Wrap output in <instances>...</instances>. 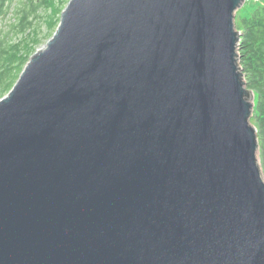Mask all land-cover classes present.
<instances>
[{
	"label": "water",
	"instance_id": "water-1",
	"mask_svg": "<svg viewBox=\"0 0 264 264\" xmlns=\"http://www.w3.org/2000/svg\"><path fill=\"white\" fill-rule=\"evenodd\" d=\"M246 0H71L0 99V264H264Z\"/></svg>",
	"mask_w": 264,
	"mask_h": 264
},
{
	"label": "trees",
	"instance_id": "trees-1",
	"mask_svg": "<svg viewBox=\"0 0 264 264\" xmlns=\"http://www.w3.org/2000/svg\"><path fill=\"white\" fill-rule=\"evenodd\" d=\"M70 1L0 0V20H6L11 12L16 20L10 31L0 32V99L13 89L39 46L54 36ZM236 25L242 34L240 64L248 89L256 97L252 123L258 130L264 173V6H259L249 17L237 18ZM43 26L47 29L44 36Z\"/></svg>",
	"mask_w": 264,
	"mask_h": 264
},
{
	"label": "rangeland",
	"instance_id": "rangeland-1",
	"mask_svg": "<svg viewBox=\"0 0 264 264\" xmlns=\"http://www.w3.org/2000/svg\"><path fill=\"white\" fill-rule=\"evenodd\" d=\"M259 6H264V0H261L259 2H252L247 1L244 5V7L237 13V18H244L249 17ZM16 22L13 12L10 13L9 17H7L6 20H0V32L3 31L4 33L10 31V26ZM47 32V29L45 26L42 27L41 35H45ZM44 39V38H43ZM47 41H44L38 48V50L43 49L47 45Z\"/></svg>",
	"mask_w": 264,
	"mask_h": 264
},
{
	"label": "built area",
	"instance_id": "built-area-1",
	"mask_svg": "<svg viewBox=\"0 0 264 264\" xmlns=\"http://www.w3.org/2000/svg\"><path fill=\"white\" fill-rule=\"evenodd\" d=\"M247 1L259 2V1H261V0H247Z\"/></svg>",
	"mask_w": 264,
	"mask_h": 264
}]
</instances>
